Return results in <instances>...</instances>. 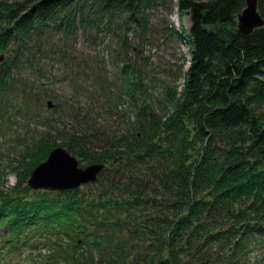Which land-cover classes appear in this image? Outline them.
<instances>
[{"label": "trees", "instance_id": "trees-1", "mask_svg": "<svg viewBox=\"0 0 264 264\" xmlns=\"http://www.w3.org/2000/svg\"><path fill=\"white\" fill-rule=\"evenodd\" d=\"M244 9L245 0H0V57H12L0 63V93L21 82L12 73L20 61L37 80L24 85L26 92L44 84L39 59L53 35L74 41L78 32L80 42L106 45L105 59L97 53L100 69L89 98H98L100 108L78 106L65 121L54 119L62 143L36 141L28 132L23 144L30 145L4 170L15 176L10 190L0 182L5 251L19 250L25 233H45L61 242L44 245L53 249L50 264H243L233 259L253 236L264 238V26L239 33ZM158 10L168 19L176 15L177 25L166 19L153 29L149 14ZM257 12L264 21V0H257ZM111 38L114 52L107 46ZM152 49L171 51L178 60L176 69L161 71L168 82L149 76ZM54 55L61 62L64 48ZM46 95V104L53 103ZM149 99L163 109L160 115ZM101 117L122 126L91 128ZM56 148L86 167L103 166L91 186L105 191L97 201L78 188L25 198L33 191L31 172Z\"/></svg>", "mask_w": 264, "mask_h": 264}, {"label": "rangeland", "instance_id": "rangeland-1", "mask_svg": "<svg viewBox=\"0 0 264 264\" xmlns=\"http://www.w3.org/2000/svg\"><path fill=\"white\" fill-rule=\"evenodd\" d=\"M149 16L151 23H153L152 24L153 29H157L158 27H159L158 29H160L162 22L168 19L167 14L164 11H160V10H158V13L151 12ZM169 19L171 20L172 23L177 25L178 19L176 15H173ZM181 23L183 24L186 30L189 28L190 22L188 17L184 16ZM109 37H113V35H110ZM76 38L77 39L73 41L72 39L63 38L61 35L52 36V40H49L48 43L49 46L48 48H46L45 51L46 55L43 59H39V62L41 64L38 66L41 72L46 75L44 77L46 81H44V84H40L41 86H37L34 88L32 87L31 93L29 87L27 88L28 92L24 90V85H29L32 82V80L37 81L30 72V68H29L30 65L27 64L26 62L24 63L23 61H20L18 69L17 68L13 69L12 73L15 75L17 81L21 80V82L15 84L16 89L14 91L12 89L10 90L5 89L0 93V128L2 129L6 128V131H4L2 135L0 133L1 136L0 171L1 172L7 170V168L9 169L11 163L10 160L16 157L20 158L22 153H24L26 149L25 147L30 145L27 143L23 144L25 142L26 136L28 135V132L30 131L34 132L33 139L36 141L43 138H47V140L50 139L52 143L56 141V143L59 144L60 142L61 143L63 142L64 137L63 135L58 134L60 132L58 131V129L60 128L59 127L54 128L53 124H50L51 122H54L55 120L65 121L67 119L65 118V115L71 113V111L78 106H80L83 110L84 109L86 110L87 108L93 109L94 105H96L97 108L98 107L100 108V104L97 103L98 98L93 96H92V100L89 98L91 97V95L95 94L94 90L96 87H93L91 82L94 79L91 78H94L96 74V70L100 69L99 64L96 63L97 61H99L100 58L98 54L99 52H102V57L104 56L105 54L104 50L106 45H96V44L91 45L90 43L87 44L80 42L81 36H79L78 32ZM108 41H109L108 39L107 40L104 39L103 44H106ZM109 42L110 44H107V46L108 45L112 46V49L108 48V50L114 52V44L117 42V40L111 38V41ZM140 46H142L141 49L143 50V53H146L148 51V47L145 46L144 44L141 43ZM61 47L64 48L66 56L63 60H61V62H59L56 60V56L54 55V53ZM180 50L183 57H185L186 60H188L189 62V57L185 49V46L181 44ZM152 52L157 53L154 51V49H152V51L150 52L152 56H153ZM105 56H107L109 60L110 54L108 53V55ZM11 58L12 57L10 56V54L7 53L6 57H4L3 65L10 62ZM150 62L152 64V67H149L148 70L150 74L149 76L152 78V80L162 79L163 76L161 71H164V69L168 71H172L177 68L176 65L178 64V60L177 58H175L174 53L171 51H167L166 53L164 52V50H163V54L161 52L155 54L154 58ZM185 65L187 68L188 63ZM88 67H90V69ZM112 68L113 67L110 66V64L108 63L105 69L106 73L107 71H111L109 72L111 77L113 75ZM89 70L93 71L94 73L93 76L92 75L87 76L84 74V73L87 74ZM165 74L167 73L165 72ZM163 80L168 82L167 79L165 78H163ZM176 84H179V82H177ZM157 93L155 89L149 90L150 95L154 96ZM44 94H47L48 97L51 96L52 100H54L53 108L59 106L60 109L59 111L52 113L51 111L46 110L45 108L46 99H44ZM27 96H30L31 99L27 98ZM35 96L39 98L38 101L35 100L34 98ZM98 97L101 96L98 95ZM103 98L105 101L107 99L106 95H104ZM149 100L150 102L148 103L151 104L150 106L151 110L155 114L160 115L163 112V109H161V107L155 103L156 101L152 102L151 99ZM10 101L14 102L16 105H13V107L10 110H7L6 102L10 104ZM106 105L107 103H105V106ZM43 121L45 123L47 121L48 124L46 125L45 123H43ZM118 123L120 122L118 121ZM118 123L112 122V119L110 118L101 117V118H94L92 121H90L89 125L91 124V128L93 129H99L101 131L103 130L109 131V130H116L118 127L122 126L121 124ZM77 160H78L79 168L84 169L86 167L85 163L79 161L80 160L79 158H77ZM11 164L13 165V163ZM4 173L6 174L2 175V173H0V182H3V186L5 189L10 190L15 186V176L10 172L4 171ZM94 184L95 183L92 184L88 183L85 185H81L78 187V189L82 190V194L85 195V198H88L90 200H96L98 199L97 197L105 191H102L97 187L92 189L91 186H93ZM33 191L27 192L25 198L30 199L33 197L34 195L33 193L38 194L41 193L42 191L45 192L47 190H33ZM113 198L117 199L115 196H112V199ZM141 209L142 208L140 207L138 210ZM155 211L156 212L158 211L157 207H155ZM41 235L43 236L38 237L35 234L34 235H30V234L26 235V233L23 234L22 236L24 237L26 236L29 241L26 242L27 241L26 240L25 243H23L21 247H19V250H10L4 252V248L0 246V264H31L32 262L31 259H34L37 263L43 261V264H50L51 257H49V253L52 252L53 249L48 248V246L44 247V245L51 244L52 246H54L55 244H57V242L59 243L61 242L57 240V238L48 237L45 233H42ZM34 236L38 238H35ZM61 239L65 241V239L63 238ZM0 245H1V239H0ZM214 247L215 246H209L208 251L209 250L214 251L216 249ZM255 247L256 250L254 249ZM257 247H259L260 249L257 250ZM227 253L228 252H226V254ZM39 254L41 255V257H38ZM93 255L95 260H97L100 257V255L96 252H94ZM237 259L242 260L243 264H264V238L259 239L258 237L253 236V240L251 241L249 247L245 251L241 250L240 253L233 259V261H236ZM210 263L223 264L221 262L216 263L214 260L211 261Z\"/></svg>", "mask_w": 264, "mask_h": 264}, {"label": "water", "instance_id": "water-1", "mask_svg": "<svg viewBox=\"0 0 264 264\" xmlns=\"http://www.w3.org/2000/svg\"><path fill=\"white\" fill-rule=\"evenodd\" d=\"M264 26V21L257 12V0H245V9L237 17V29L242 35L250 34L254 29ZM3 57H0V62ZM48 107H51L48 104ZM103 166L92 165L78 168L77 160L66 150L56 148L51 151L46 161L31 172L27 185L32 190L67 191L81 185L92 184Z\"/></svg>", "mask_w": 264, "mask_h": 264}]
</instances>
